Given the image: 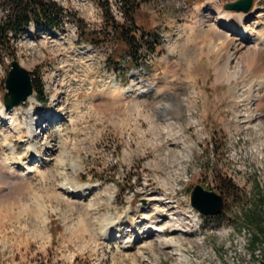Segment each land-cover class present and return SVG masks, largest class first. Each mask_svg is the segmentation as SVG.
<instances>
[{
    "label": "rangeland",
    "instance_id": "1",
    "mask_svg": "<svg viewBox=\"0 0 264 264\" xmlns=\"http://www.w3.org/2000/svg\"><path fill=\"white\" fill-rule=\"evenodd\" d=\"M47 1L61 7L60 25L25 30L8 58L44 91L9 121L0 114V264H256L250 239L257 228L244 212L255 208L264 226V52L242 35L264 34V0H254L251 13L225 8L237 0H145L136 33L157 49L140 47L146 57L135 75L124 49L120 65L110 60L118 39L106 11L127 23L118 0ZM215 6L241 15L237 37L212 14ZM213 24L243 45L237 57L228 61L235 47L222 46ZM9 60L0 64L1 105ZM29 110L37 118L33 138ZM13 120L21 136L9 128ZM33 144L41 160L14 185L23 168L8 164L28 161ZM225 180L233 185L222 191L223 215L200 218L189 189L199 183L220 193ZM66 185L90 192L68 195ZM121 213L110 229L107 217ZM158 219L161 244L144 238Z\"/></svg>",
    "mask_w": 264,
    "mask_h": 264
},
{
    "label": "trees",
    "instance_id": "2",
    "mask_svg": "<svg viewBox=\"0 0 264 264\" xmlns=\"http://www.w3.org/2000/svg\"><path fill=\"white\" fill-rule=\"evenodd\" d=\"M121 4V8L124 11L127 23H122L113 19L110 9L106 11V18L109 20L110 26L117 34L118 44L116 45L113 53L115 55L110 57V60L114 64H119L121 58L116 57L121 50L126 51L124 55L132 56V63L139 64L145 60L146 55L139 52L140 47L146 48L147 53H154L156 47L153 44L148 43L145 40V35L138 37L137 30L141 29L139 23V12L141 5L145 0H118ZM5 8L7 14L0 15V60H4L5 56H12L11 42L17 39V36L21 34L24 29L32 24L37 26H45L49 29L57 28L60 25L59 11L61 7L55 2L47 0H0V8ZM98 31L90 32L86 34L87 38L95 41L94 35H97ZM153 37L159 39V34L152 32ZM100 34V33H99ZM159 40H156L158 42ZM34 91L41 95L44 91V84L38 83L35 78ZM43 100V97H41ZM226 184L218 186L219 192L222 195L224 188L231 187L233 185L231 180H225ZM192 186L189 191L192 190ZM223 215V211L218 215H214L216 218H220ZM244 220L253 228H257L250 239V244L253 246L254 257H257L256 264H264V249H260L257 253V245L259 244L262 236L264 235L263 217L261 213L255 208H250L244 212Z\"/></svg>",
    "mask_w": 264,
    "mask_h": 264
},
{
    "label": "bare ground",
    "instance_id": "3",
    "mask_svg": "<svg viewBox=\"0 0 264 264\" xmlns=\"http://www.w3.org/2000/svg\"><path fill=\"white\" fill-rule=\"evenodd\" d=\"M211 12H212V14L215 15L216 19L219 22H222L223 20L224 21H227L228 24H225V26L227 27V30H231V32L235 33V36L236 37L238 36L239 33H237V32H239V30L236 31L235 29L238 26V24H242V22H243V19H242L241 15L237 14L236 16L235 15L233 16L230 13H227L223 9L221 10L219 7H216V6L215 7H212ZM211 26H212L213 29H215V30H217V31L220 32V34L222 36L220 40H223V45L221 44L222 46H224L226 49H228L230 47H233V48L235 47L234 48L235 49V52H233V53H229L228 52V54H229L228 55V61L232 57L233 58L237 57L236 54H238V52L241 50V48H243V45L242 44H239V43L237 44V42H236L237 39L235 38V36H232V33H228L226 30H218V28L214 24L211 25ZM242 39L254 41V43H255L254 45H256L257 51H259L261 53L264 52V49H261L259 47V44H262V45L264 44V34L259 33L258 31L255 34H252V35H250V34L248 35V34H245L244 33L242 35ZM218 43H220V42H218ZM89 52H90V50L87 49L85 52H82V53L83 54H86V53H89ZM124 92H126V90ZM33 95L34 94H32L31 96H29V99H30L31 102H34L36 100V98ZM29 99H28V101H29ZM0 108L2 109L0 114L2 116V120L3 121H9L10 120L11 117H10V114L9 113L11 111H13L14 114H17L16 112H17V109L18 108H14V109L8 110V109L5 108V105H1ZM27 113H29V115L32 116L29 119V124H28L29 130L28 131H30L29 138H33L34 134L38 132V130L36 128V126H37V118H36L35 114H33L30 110ZM19 123H20L19 121L13 120V122H11L9 124L10 125L9 128L11 130H15L21 136L24 133V129L20 126ZM28 128H26V129H28ZM3 138H5V136ZM3 144L7 148L9 154L14 155L17 152V148H16L15 144L9 143L7 139H5L3 141ZM27 148H29L30 150H32L31 155L28 157V161L25 162V161H19V160H16V159L14 160L13 159L14 160L13 163H9L8 164L12 170H13V168H15V165H13L14 163H18L19 166L22 165V168H23V172L22 173L20 172L21 173L20 175L18 173L17 174H13L12 178H14V180H15L14 183H13L14 185H20V184L28 181V179H29V177H28L29 176V172H31L33 170V166L31 165V163H33V161L34 162H40V160H41L40 159L39 150L37 149V147L34 144L33 145H30V147H27ZM19 177H21V178H19ZM18 179H22V180H18ZM23 179H26V181L23 180ZM64 188H65L67 194L68 195H72V196L80 195V196H83L84 197V196L88 195V193L90 192V190H89V192L87 194H85V192L83 191V189L81 190L80 188H73L72 186H69V185H66ZM92 188L96 189L94 186H92ZM163 199H164L163 197H161L160 195H158V197L156 198V201L161 202ZM120 217H121L120 220H115L111 216H108L107 217L108 218L107 219V225L109 226L110 229H116V227L118 226V224H120L122 222V219H123L122 213H121V216ZM198 218H199V216L197 217V219ZM162 221H164V220H162V219H158L156 221L154 220V223L146 226L145 227V229H146L145 231L147 232V236H145L144 238L153 237V235H155L153 240H155V241H157L158 243L161 244V241H162V233H163V229L162 228L163 227L160 224H161ZM177 231L183 232V231H186V230L185 229H183V230L182 229H179ZM107 235L110 237V233L107 234ZM148 244L151 245V242H148ZM124 245H125V248L132 247L131 240H128V243L127 244H124ZM175 254L176 255H181L182 252L177 250V251H175ZM179 260H182V259L180 258ZM181 262H179V263H181Z\"/></svg>",
    "mask_w": 264,
    "mask_h": 264
},
{
    "label": "water",
    "instance_id": "4",
    "mask_svg": "<svg viewBox=\"0 0 264 264\" xmlns=\"http://www.w3.org/2000/svg\"><path fill=\"white\" fill-rule=\"evenodd\" d=\"M254 0H237L225 5L226 9L249 13L252 10ZM7 91L4 94L5 107L11 109L26 102L34 93V82L30 70L23 67L18 60H13L5 80ZM190 200L192 206L202 214L218 215L223 211V196L215 190H208L202 184L197 183L193 187Z\"/></svg>",
    "mask_w": 264,
    "mask_h": 264
}]
</instances>
